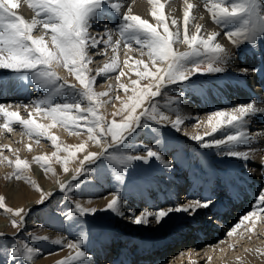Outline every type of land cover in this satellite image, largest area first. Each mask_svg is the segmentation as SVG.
<instances>
[{"label": "bare ground", "instance_id": "1", "mask_svg": "<svg viewBox=\"0 0 264 264\" xmlns=\"http://www.w3.org/2000/svg\"><path fill=\"white\" fill-rule=\"evenodd\" d=\"M112 2L120 4L121 11L118 12L115 8L110 6L107 0H105L104 5L101 8L96 9L93 13L92 18L95 19L96 23L92 24L89 29V32L92 35L103 34L105 29L107 28V30L111 31L114 40L119 39L121 41L120 46L116 48L115 52L113 51L112 45H109L107 47V50H105L104 45H101L98 50L89 48L87 51L88 56L90 57V61L86 64V67L90 70V73L94 71L95 75H92L91 77H95L98 81L103 80L106 75L108 76L107 82L102 84L106 89L105 92H103L102 90L93 89L92 87V90L96 93H107L106 99L102 101V98H104L105 95L99 96L97 99L100 101V103L94 106H97L98 109L103 112L104 117L107 120L111 121L112 119H116L117 121H119L120 117L114 114L119 111L126 112V109H124V104L131 103L130 98L133 96L132 91H130L133 87L132 81H138L139 87H143L144 85L150 83L148 79H141L137 75L138 71H143V65L136 66L135 60L143 59L144 62L148 64L150 69L154 68L150 58L147 55L149 50L146 47H143L142 45H137L135 39H130L127 33L123 37L120 36L119 26L123 24L122 14L126 13L130 8L132 15H138L141 18L148 20L150 23L155 24L156 19L152 15V12L153 10L159 11V4L162 3L164 4L163 11L166 18V22L169 24L170 30L175 31L176 26L171 24V20L176 19L178 22V26H180L181 28L183 27V14L186 4L185 0H157V3H153L152 0H112ZM228 2H235V0H225V3ZM187 3H191L194 5L193 9L190 12V25H195L197 23L203 25L202 32L206 34L211 33L212 31L221 33V35L217 37V42L221 43L226 48V50L230 52V59L227 64L214 65L224 67L226 70L223 73H212L205 75L196 74L195 76H192L190 78V81L188 82H177L176 84L172 85L165 84L161 87L160 91L167 89V91L180 93L181 90H183L184 93L182 94V96L188 95L191 97V91L188 85L191 81H195L196 83L202 82L208 87L213 86L217 78H229L230 81H232V77H240V75H238V73L241 71V69H239V65L244 62L243 68L248 69L249 74L245 75L246 78L242 79V81L238 82V84L230 82L229 86L227 85V87L223 86L221 88L220 86H218L222 89V92H220L217 96L219 97V99L214 97V92H212L208 87H205V89L208 88L206 91L207 95L201 94V99V95L198 94L199 92L193 93L197 96V98L196 101L191 100L190 102H200L201 107H205L206 109L207 107L209 108L211 106H206V99H208L212 103L217 102L223 104L228 103V100L231 102V100L234 98L239 100V98L243 99L247 96L249 97V93L247 90L248 87L246 86V84H244V82L246 81L250 84L252 83L250 82L252 80L257 79L259 81V79L264 78V38H258L255 47L248 43H242L239 47H237L236 45H233L231 42H229L223 35V33L225 30H228V28L234 30L235 27H239L240 19L242 18L237 19L233 23H230L228 25V28L225 29L222 24H218L212 19V14L209 11L211 0H187ZM256 7L258 13L264 16V0H256ZM14 11L17 12V15L23 16L28 21H31L34 18L38 20L44 18L42 14L40 16L36 15V9L31 8L29 6V0H19V6L17 9H14ZM192 16H195V20L191 19ZM158 30L161 31V33L163 34L162 25ZM32 34H35L34 37L44 35V30L42 26L38 25L33 30ZM50 37L51 33L49 30L48 34L45 35L44 38L45 41L48 43V46L52 48L54 46L51 44ZM128 44H131V48L128 47ZM142 47L144 51L143 56H141L139 51V49ZM173 48L174 50L184 51L187 49V46L177 42L173 45ZM129 57H131V59H129ZM113 59L116 60L119 67L113 69L112 71L101 73L100 69L104 68L106 64L111 63ZM252 59L254 60L253 64H251ZM126 60L128 61L127 66H125L124 63ZM248 66H252L254 69H258V71H252L253 68ZM55 70L57 71L58 76L61 78L60 80L56 81L57 86L61 83L62 80L63 82L67 81L69 84H73L72 81H74V85H76L77 88L82 87L79 84V81L76 79L75 74L70 73L67 68L62 66V61L59 65H56ZM121 71L125 73L123 76H120ZM0 73L2 74V78H11L12 83L15 82H13V80H16L15 83H17L16 85L13 84L15 87L10 89L11 92H9L8 89L4 86L0 87V91L3 92L2 96L0 97V101H6L0 102V104L4 105L5 109L9 112H17L21 119H33L37 124L44 125L47 133V135H37L35 132H31L24 125L17 122L15 118L8 120L3 116L2 113H0V137L3 139L8 138L9 134L14 135L11 134V131H14L17 132L16 136L14 135V138L17 143L19 142L18 144L15 143V146H11L12 149H15L11 151L14 154L7 153V149H4V145L3 149L0 147V165L2 166V169H5L6 166H9V169L6 172L8 176L6 183H10V185H15L13 186L14 190L16 186H18V184H22L25 187L29 183H37V185L40 184L43 193H51V196L49 197L51 201H55L56 197L59 196L57 194V190L61 189V185L66 186L72 181V179H74V177L76 178L74 180L78 181V186L82 185L83 183H86V186L84 188H76L74 190L69 189V191H67V194H64V200L60 202L61 206L58 211L56 210L57 206H55V203L52 207L49 204L50 207H44L43 209L35 208V206L39 203V195H36L32 198L24 199L21 204H17L13 199H11V202L14 203V209L24 210L25 223L22 227V231L17 233L20 227H14L12 221L14 219L18 220L19 217H12L14 215L13 212L8 214L6 218L0 219V232H6V234L13 236L16 235L14 239H11L13 242L12 247L15 246L14 241H16L19 244L18 248L20 250L18 256L6 264H57L58 261L63 260L70 254L75 255L74 249H69L66 246H63V244L61 243H56L57 241L65 243H77L82 241L79 250L85 252V257L73 261L72 264H91L94 263V261H99V258H102L104 256L108 257L109 255H111L112 257L110 262L108 261L109 264H143L138 263V261L141 259L150 260V264H152V261L155 259H160V261L162 262V260L166 256L165 254L168 251L177 249L180 246V243H177L174 247H172L170 244L164 245L167 242V239L164 238L156 240L155 243L152 242L153 235L160 230H156V228H160L162 225H165L169 218H165V221H162L160 224H157L152 217H149L148 225H138V227H142L146 229V231H142L138 227H134L132 230H126L124 228V230H122L121 225H119L120 229L113 230L110 228L115 227V224L117 223L121 224L120 222L124 219L123 216L129 215L130 210H133L140 204L145 205L144 212H155L160 208L175 207L180 205L177 202L173 205V203L175 202L174 199L175 197H177L176 193L177 191H180L182 189L181 187H185L186 185L188 186L189 183H183L184 179L182 178L181 173V175L178 177H176L177 174L175 176L173 174V177L169 175L172 173V171H180L178 170V167L185 159L186 155L190 154L189 152H192L193 149H196V151L198 152L205 151V149L200 147V142L195 141L191 138H179V140L177 138V148H174V152L166 156L165 152H163L165 144L164 142L166 139H163V137L160 136L161 130L157 132L151 128H137L136 131L133 132L123 144L116 145L114 148L112 147L111 150L108 149L105 155L100 156L94 162L84 161L83 167H81L80 161L83 160L84 155L88 152L100 153L101 151H103L101 145L105 142V139L110 142V137H102L100 139V142L97 143L96 141L89 139L87 132L78 133L75 130H71L69 127L54 122L51 117H49L44 111L38 112L35 109L37 104L41 100L50 99L51 104H55L60 103L62 101L74 102L77 97L79 99V102H83V104H81L82 107L86 106L88 108L93 105H89L87 99L83 98L82 96H78L76 94V90L70 89L69 95H67L68 93L66 94V92L68 88L60 89V94H53L50 88H44V91L42 93H40L37 97L32 98V93L29 94L30 86L23 82L24 75L22 73L16 74L13 73L11 70H0ZM117 77H119V79H117ZM121 85L126 86L129 92H125L124 88L121 87ZM257 86L260 89L262 88L259 85ZM35 89H37V87L34 88V90ZM119 90H122V95L117 96L118 93L113 94L115 92H119ZM225 90L226 92H228V95H225L223 97V92ZM75 95L77 96L74 99ZM113 95H115V100L113 99ZM172 97H174V93L168 94L167 101ZM149 98L145 100L144 107H149L147 104ZM255 99L254 100L256 101V104L254 105V107L264 109V92L262 90H259L257 92V98ZM186 100L189 101V99ZM152 102L153 101L151 99L150 104ZM47 106V104H40L41 109ZM21 109L24 112H21ZM156 109L157 112L169 116L172 120L176 119V113L173 109L164 107ZM141 110L142 109L138 108L137 113ZM24 115L27 116L23 118ZM257 115L260 114L257 113L252 116L256 117ZM207 119L208 118L201 119L199 122L207 130L210 129L212 131V125H209L207 123ZM9 123H11V125H8ZM5 124H7L8 127H5ZM164 128L167 131H170L171 133L174 131V129L171 127ZM234 132L235 129H218L216 133H211V135H209L208 137H204V140L208 141L213 136L217 139H223L226 138L228 134H233ZM50 136L57 137L56 141L58 142V144L57 142L55 143L56 145H59L58 149L60 151L58 158L61 157L62 159L70 155L69 152L64 151L65 148H69L72 151H75L77 145L81 143L85 144V149L83 151L77 152L74 158L69 159L67 172L64 171V166H61L62 164L59 161H56L55 159L47 169H44L46 162L42 159L34 158V155L37 153V150L40 151V148L44 150L43 153L45 152L47 155L50 153V151L46 148V145H49L46 143V140ZM49 140L51 141L50 138ZM157 141H159L158 144ZM5 146H8V144H6ZM149 147L153 151H157L162 156V161H158L155 158H152L148 164H145L142 161H133L131 163L132 175H124L129 176L130 178H132L133 181H129V184L126 185L128 186V188L125 187L121 180L117 179L118 176L124 174L123 172L120 173L116 171V168L121 170V166L118 165L115 161L111 160L109 157L113 154L122 155L126 153L132 155H146V149ZM219 150H214L212 152V156L217 155L215 153L216 151L219 152ZM54 156H57V154H55ZM51 157L52 156L49 155V158ZM25 158L30 159V163L28 161L25 162ZM174 158H176V160ZM17 159L27 164L25 171L21 172L20 169H17L15 164V161ZM8 160L11 163H8ZM206 160L204 159V161ZM86 162H88V165L85 166ZM169 162L171 164L170 169L165 167V165ZM256 163L257 162H255L254 160H250L248 164L254 165ZM187 165L188 164L184 166L187 168ZM259 167H261V164ZM189 168L192 169V167ZM77 169H80L79 173L84 171L87 174V177H79L81 173L78 174ZM134 170H138L141 172L142 178L139 181L135 180L134 178ZM254 170H252L253 174ZM8 172H10V174ZM18 172L21 173L18 174ZM114 172H116L117 174H115ZM257 172L258 173L256 174L260 175L262 170L258 168ZM188 173H190V171ZM220 177L222 178L223 175L220 174ZM228 179L231 180V177H228ZM123 181L125 180L123 179ZM165 182H169L168 185H170L171 187L174 186L173 183L175 182H177V185L174 190H171L169 186L165 187ZM222 184L224 185V183ZM130 187H134L135 189H137V192L135 191L131 193L129 191ZM222 187L224 188L225 185ZM117 191H119L121 194L120 211L124 213L123 216L114 213L112 210H104L106 209L107 203L113 198V195ZM253 191L254 190L252 187H249L245 184H239L238 190L234 191L236 195H234V193H231L232 195H234V198L231 199V201H227V203L225 204L227 210H230V206H236L235 202L233 201L236 198V202H239L241 205L246 206V204L249 203V200L252 197L251 194L253 193ZM186 193L187 190L186 192H183L184 197L186 196ZM189 193L190 192L187 193L188 196ZM222 196L225 197L224 194H222ZM66 197L69 198V201L65 200ZM47 198L48 197H45L44 199ZM223 199L225 200V198ZM77 203L85 208H96L99 210H97L94 214L89 213L87 215L82 216L75 208V205ZM162 203L164 206H161ZM209 209L210 208H208V210H198L197 214L195 215V220L203 219V214L199 215V212L201 210L204 211V214L205 212H211L213 214L214 210ZM28 211H30L29 214H27ZM102 211L107 212L105 216H110L104 220V223L100 222V219L103 217L98 218V220L96 219V216L98 214L102 215ZM170 216L171 218L175 217L177 216V213L170 214ZM89 218H92L94 221H92L91 219L89 220ZM205 222L200 221L199 223L195 224L193 222L191 226H193L194 224V226L197 225V227L200 226L203 229H209V224L207 225L205 224ZM191 226L190 223L186 224V227ZM30 228H32V230H30ZM148 229L154 230L151 233L147 231ZM178 233L180 235L176 238H180L181 243L191 242L190 245L196 247H198L199 244L205 243L208 239H211L213 236V234H210V229L206 233L208 236L206 235L207 237L205 238L202 236V233H200L199 235L195 233L188 234L187 231L183 230H179ZM188 236L189 238H191V241L187 238ZM254 236L255 235H251V237ZM45 237H47V239H44ZM133 237L136 239H134ZM245 237L247 236L240 234L234 240L235 245L241 244L242 242L246 241ZM28 238L33 239H31V241ZM113 238L114 242L112 240ZM174 240L175 238L169 241ZM196 241H199V244L196 243ZM225 241H221V244L218 247L215 246L216 249H213L211 248V246H208L207 249L204 250V252L206 251L207 256L210 253V255L208 256L210 257L209 259L212 260V258L214 256L216 257V255L218 254L222 256L223 251L228 249L227 246H224L226 244L224 243ZM115 243L117 247L113 249ZM230 243L232 242H229V245ZM154 244L157 246V248H153ZM25 245L34 250L31 259H29L26 254V250L24 247ZM231 246L232 245H230V247ZM260 247L261 248L258 249H248L247 251L245 250L241 255L236 256L227 262L219 261V264L220 262L222 264H264V246ZM109 250L110 254H108ZM113 250H115L116 254L113 253ZM231 250L232 249H230V251ZM46 252H49V254L43 256V254ZM21 255L22 257H20ZM187 255H189V261L192 262L193 260L190 256L191 254L188 253ZM182 256L183 254L181 255V257ZM179 257L180 256H178V258ZM3 260L4 259L1 258L0 254V264H3L1 263L3 262ZM179 262H181L180 259ZM170 264H174L173 261H171Z\"/></svg>", "mask_w": 264, "mask_h": 264}, {"label": "snow or ice", "instance_id": "2", "mask_svg": "<svg viewBox=\"0 0 264 264\" xmlns=\"http://www.w3.org/2000/svg\"><path fill=\"white\" fill-rule=\"evenodd\" d=\"M107 2L118 12L121 11L120 4L114 3L112 0H107ZM152 2L157 3V0H152ZM104 3L105 0H29V6L36 9V15L42 14L44 18L40 20L34 18L28 21L14 11L19 6V0H0V70H11L16 74L31 73L41 87L50 88L53 94H59L60 89L64 88L76 90L78 96L87 99L89 105L93 106L81 110L79 102L51 104L49 99L41 100L35 110L44 111L54 122L69 127L78 133L86 131L89 139L97 143L102 137H110V142L105 139L101 145L103 151L100 153L88 152L84 155L83 160L80 161L81 167H83L84 161L94 162L100 156L105 155L109 148L123 144L137 128H151L158 132L160 128L171 127L179 131L183 123L179 116L172 120L169 116L157 112L154 103L150 104L149 107H144V101L149 97H159L161 95L160 89L165 84L188 82L196 74L223 73L226 70L224 67L214 65L227 64L230 59V52L217 42V37L221 33L212 31L206 34L202 32L203 25L198 23L190 25V12L194 5L187 3V0H185L183 27L178 26L176 19L171 20V24L176 26L175 31L170 30L169 24L166 22L163 11L164 4H159V11L153 10L152 12L156 19L155 24L138 15H132L129 8L126 13L122 14L123 24L119 26L120 36L123 37L127 33L130 39H135L137 45L146 47L149 50L147 55L154 68L150 69L143 59L135 60L136 66L143 65V71H138L137 75L141 79H148L150 83L139 87L138 81H132L133 96L130 98L131 103L124 104L126 112L119 111L114 114L120 117L119 121L116 119L109 121L103 115H98L97 108L94 106L100 103L97 98L107 93L94 92L92 85L96 78L85 75L88 72L86 64L90 61L87 51L89 48L98 50L101 45H104L105 50H107V47L112 45L115 52L121 43L119 39H113L111 31L107 28L103 34L92 35L89 32L92 24L96 23L95 19L92 18L93 13L96 9L101 8ZM209 11L212 14V19L216 23L222 24L225 29L230 23L242 18L239 27H235L234 30L228 28L223 33L226 39L237 47L242 43H248L255 47L257 39L264 38V16L258 13L256 0H235V2L228 3H225V0H211ZM191 19L195 20V16H192ZM38 25L42 26L44 35L34 37L32 32ZM161 25L163 26V34L158 30ZM49 30L51 44L54 46L52 48L48 46L44 38ZM177 42L186 45L187 49L184 51L174 50L173 45ZM128 47L131 48V44H128ZM143 47L139 49L141 56L144 55ZM61 61L63 67L75 74L82 87L77 88L76 85L69 84L67 81L56 85V81L61 78L58 76L55 67ZM124 63L125 66L128 65L127 60ZM117 67L119 65L113 59L111 63L100 69V72L106 73ZM252 71H258V69ZM124 74L123 71L120 72V76ZM248 74V69H243L238 73L242 76ZM121 87L124 88L125 92L128 91L126 86L121 85ZM40 104H47L48 106L41 109ZM255 104L256 101L253 100L228 111L219 110L211 113L207 123L212 125V133H216L218 129H235V132L228 134L226 138L217 139L213 136L210 140L205 141L202 136L197 135L191 139L200 142V147L203 149H220L222 146H235L252 140L253 137L245 130L248 125V118L257 113H264V109L254 107ZM138 108L142 110L137 113ZM76 110H81L78 115L73 114ZM0 113L8 120L15 118L17 122L37 135H47L44 125L37 124L33 119H21L17 112L7 111L2 104H0ZM5 127L8 125L5 124ZM209 135L211 134L205 133V136ZM49 138L55 144L57 137L51 136ZM158 143L159 141H157ZM56 146L59 147V145ZM84 149L85 144L83 143L77 145L75 151L69 148L64 149L70 153L68 157L63 158L65 172L68 171L69 159L74 158L77 152ZM219 154L229 158L249 159L245 152L237 151L234 147H229L228 150L221 151ZM109 158L120 166H126L124 174L117 177L121 182H123L126 174V168L133 161H142L148 164L152 158L158 161L163 159L157 151H153L150 147L146 149V155L113 154ZM40 159L47 161V157ZM15 164L17 169H21L22 166L27 167V164L19 159L15 161ZM165 167L170 169V162ZM79 171L80 169H77L78 174ZM74 179L76 178L74 177ZM67 187H71V185ZM61 190H66V186L61 185ZM120 195V192L117 191L104 210H112L114 213L123 216L124 213L120 211ZM43 196L50 197L51 193H43ZM43 202L42 198L41 203ZM210 206L214 207L215 201L211 198H205L203 202L197 199L175 207L160 208L155 212H142L139 215L135 214V210H130L129 214L134 217L131 222L146 226L149 224V217L160 224L165 221V218L170 219V214L184 213L194 216L198 210L208 209ZM254 207L264 210V190L260 191ZM0 208H4L3 198H0ZM75 208L82 216L89 213L94 214L99 210L85 208L78 203ZM6 210L12 211V209ZM14 215L19 219L12 221L13 226L22 228L25 223L24 210L17 209ZM250 215L252 213L244 216L241 223L247 221ZM239 227L240 224H237L231 231L235 232ZM56 243H61L63 246L75 250V255L70 254L58 261L57 264H72L73 261L85 257V252L79 250L82 241L77 243L57 241ZM24 247L28 258L31 259L34 250L26 245ZM18 251H13L12 256H16Z\"/></svg>", "mask_w": 264, "mask_h": 264}, {"label": "rangeland", "instance_id": "3", "mask_svg": "<svg viewBox=\"0 0 264 264\" xmlns=\"http://www.w3.org/2000/svg\"><path fill=\"white\" fill-rule=\"evenodd\" d=\"M32 35L34 36L35 34H32ZM251 61H252L251 64H253L254 60L252 59ZM243 66H244V62H242L239 65V69L243 70L244 69ZM252 66H248V67H252ZM22 74L24 75L23 82L30 86L29 94L32 93V96H33L32 98L37 97L40 93H42L44 91V87H41V85L37 81L34 80V77L31 73H22ZM1 75L2 74L0 73V77H1ZM85 75L91 78V76L95 75V73H94V71H92V73H90V70L88 69V72H86ZM107 77L108 76L106 75L105 78H103V80H101V81L95 80V82L92 85L93 89L102 90L103 92H105L106 89L104 88V86L102 84L107 82V79H108ZM244 78H246L245 75L244 76L240 75V77H234V78L232 77V79H233L232 81H230L229 78H224V79L223 78H221V79L217 78V80H215V82H214L215 84L212 82L214 85L211 87H208L207 85H205L202 82L196 83L195 81H191L188 84L190 91H191V97L188 95L182 96V94L184 93L183 90H181V92L179 91L181 93L180 94V93H176L173 91H167V89H165V90L161 91V95L159 97L149 98V100L147 101L148 106H150V100L152 99V101H153L152 103L156 102V103H154L156 108H162V107L171 108L175 111L176 117L179 116L183 120V123L180 126L179 131L174 129V131L171 133L170 131H167L164 127L159 129V131L161 130L160 136L163 137V139H166L164 142L165 144H164V151H163V152H165V155L167 156V155H170L172 152H174V148H177V146H178L177 142H178L179 138H181V139L188 138L189 139V138H191L193 136H197V135L202 136L203 138L208 137V136H205V133L211 134L212 131L210 129L207 130L203 125H201V123L199 122L201 119L208 118L211 115V113L214 111H219V110L228 111L234 107H238L241 104L249 103V101H252L257 97V92L260 90V88H258L257 85H259L263 89H264V85H260V84H262V82H260V84H259V81H257L256 79L250 81V82H252L250 84L245 81L244 84H246V86L248 87L247 90L249 93V97L248 96L245 97L246 99L245 98H243V99L239 98V100L234 98L231 100V102L228 100V103H223V104L217 103V102L212 103L208 99H206L207 100L206 106L211 105L210 106L211 108L207 107L206 109H205V107H201L200 102H197V103L195 102L197 96L193 93L199 92L198 94H200V95L201 94L207 95L206 91L209 88L212 92H214V97L219 99V97H217V96L220 92H222L221 88L223 86H226V87H227V85L229 86L230 82L238 84V82H241L242 79H244ZM246 80H248V79H246ZM259 80H261V79H259ZM13 82H14V80H13ZM62 82L63 81L61 80V83ZM72 82H73V84H75L74 81H72ZM218 82H220V83H218ZM13 84L16 85V83L15 82L12 83V79H10L9 84H7V85H9L11 88H13V87H15ZM218 86H220L221 88ZM36 87H37V89L34 90V88H36ZM205 87H208V88L205 89ZM251 90H254V91H251ZM229 91H232V90H229ZM69 92H70V89H67L66 94L68 93L67 95H69ZM60 93H61V91H60ZM172 93H174V97H172L171 99H168V101H167V95L172 94ZM113 94H117V96H120V95H122V90H119V92H115ZM250 94H251V96H250ZM202 95H201V99H202ZM225 95H228V92H226V90L223 92V97ZM74 97L76 98V95ZM106 97H107V95H105L104 98H102V101H104L106 99ZM187 97H190V98H187ZM113 99L115 100V95H113ZM186 99H189V101H187ZM78 100L79 99L77 97V99L74 102H79ZM191 100H195V101L190 102ZM60 103H66V101H62ZM67 103H73V102H67ZM79 103L83 104V102H79ZM144 103H145V101H144ZM202 104H203V100H202ZM95 107L97 108L98 115L104 116L103 112L101 110H99L97 106H95ZM86 109H87L86 106H84V107L81 106V110H86ZM21 112H24V111L21 109ZM79 112H80V110H76L73 114L78 115ZM258 114H260V115H257L256 117L251 116V118H248V125L245 128V130L249 133V135L253 137L252 140H250L248 142H242V143L235 145V146H222L220 148V150L219 149H211V150L205 149V151H207V152H205V151L204 152L203 151L198 152V151H196V149H193L192 152H189L190 154L186 155L185 159L182 161V163L178 167V170H180L181 172L180 171L179 172L178 171H172V173L169 175V176H172L174 174V176H175L177 174L176 177H178L182 174L181 176L184 179L183 183H186V182L189 183L188 186L187 185L185 187L183 186V187H181L182 189L180 191H177V193H176L177 197H175V199H174L175 202L173 203V205L176 202L179 203L180 205H183L185 203H189V202L197 200V199H199L203 202V200L205 198H211L215 202L217 200L218 201H217V206H215V208L214 207L211 208V206L209 207L210 209L214 210L213 214L211 212H205V214H204L203 213L204 211H202L204 209H202L199 212V215L203 214L202 220H195V215L190 216V215H187L184 213H177V216L170 218L165 223V225H162L160 228H156V230L157 229H160V230L156 234L153 235V239H152L153 243H155L156 240L164 238V239H167V242L164 245L170 244L172 247H174V246H176L177 243H180V246L177 249H174L172 251H168L165 254L166 256L162 260V262L160 261V259H155L152 261V264H158V263L170 264L171 261H173L174 264H219V261L227 262V261L233 259L234 257L241 255L245 250L247 251L248 249H250V250L251 249H258V248H261L260 246H264V210H261L260 208L254 207V204H256L255 202L257 200V197H258L260 191L264 190V173H263L264 172V113H258ZM26 116L27 115H24L23 118H25ZM8 125H11V123H9ZM81 132L85 133L86 131H81ZM11 134H14L16 136L17 132L11 131ZM14 135L9 134V137L5 138V139L0 137V147L3 149V145H4V149H7L6 152L10 153V154H14L11 151L15 150V149H12L11 146L13 147V146H15V143H17L15 138H14ZM69 138H70V136H69ZM177 138H178V140H176ZM169 139H171V140H169ZM46 143L49 144V145H46V148L50 151V153L47 155L45 152L43 153L44 150H42V148H40L39 149L40 151L37 150V153L34 155L35 156L34 158L40 159L41 157H47V160H48V161H46L47 166L45 165L44 169H47L53 163L54 159L56 161H59L62 164L61 166H64L63 159L61 157L58 158L60 151H59L58 147L56 146V143L53 144V142L50 141L49 138H47ZM6 144H8V146H5ZM57 144H58V142H57ZM115 146H113V148ZM229 147H234L235 150H237V151L245 152L249 157V162H250V160L251 161L254 160L257 163L254 165H250V164H248L249 163L248 160H243V159H238V158H229L227 156H223V155L219 154L221 152V149H222V151H226V150H228ZM109 149L111 150V148H109ZM214 150H219V152L216 151L215 154H217V155L212 156V152ZM52 154H57V156H54ZM49 155H51L52 157L49 158ZM202 158H203V160H202ZM174 159L176 160V158H174ZM204 159L205 160L207 159V160L204 161ZM24 161L29 162L30 159L25 158ZM7 162L11 163L9 160ZM88 162L85 163V166L88 165ZM183 164L184 165L188 164L187 165L188 167L186 168ZM260 164H261V167H259ZM131 165L129 167H127V169H126V174H128V175H130V174L132 175V166ZM103 166H104V163H103ZM125 167L126 166H121V170L116 168V171L120 172V173H122V172L124 173ZM150 167H154V166H150ZM189 167H192V169ZM258 168L260 170H262L260 175L256 174V173H258L257 172ZM8 169H9V166H6L5 169H2V166L0 165V198H3V203H4V208H0V219L6 218L8 216V214H10L12 212H13V214L15 213L16 209L13 208L14 203L11 202V199H13L17 204H21V202L24 199L32 198L36 195H39L40 196L39 203L35 206V208L43 209L44 207H50V205L52 207L55 203L56 204L55 206H57L56 210L58 211L60 206H61L60 202H62L64 200L63 198L65 197V195L67 194V191H69V189L70 190H72V189L74 190L76 188L80 189V188H84L86 186V183H83L82 185L78 186V181L72 179L73 182L71 181L69 184L66 185V189H68V190L62 191L61 189H58L57 194L59 196L56 197L55 201H51L49 197L47 199H44L45 196H43L42 187L40 186V184L37 185V183H34V184L29 183V184H27L26 187L22 184H18V186H16V188L14 190L13 186H15V185H10V183H6V180L8 177L6 172ZM248 169H250V170H248ZM20 170H21V172H23L26 170V167L22 166ZM252 170H254V174H253ZM187 171L188 172L190 171V173H188ZM21 172H18V174ZM174 172H176V173H174ZM8 173L10 174V172H8ZM80 173H81V175L79 177H81V176H82V178L87 177V174L84 171L80 172ZM114 173L117 174L116 172H114ZM220 174L223 175V177H224V178L222 177L223 179L220 177ZM133 175H134L135 180H137V181H139L142 178L141 172L138 170H134ZM228 177H231V180H229ZM124 180L125 181H123L122 183L127 188H128V186H126V185L129 184V181H133L132 178H130L129 176H124ZM168 183L169 182H165V184H164L165 187L169 186V188L171 190H174L176 185H177V182L173 183L174 186H172V187L170 185H168ZM222 183H224V185H225L224 188L222 187V186H224ZM216 184H218V185H216ZM239 184H245V185L253 188L254 191L251 194L252 197L249 200V203H247L246 206H243L240 203L236 204V206H230L231 208L228 212H226L225 214H218L216 212V209L218 211L220 209V207L224 206L227 203V201H231V194L229 192V189L237 191ZM68 185H71V187H67ZM207 186H208L209 191H208V195H205L203 193V189H204V187H207ZM217 186H219V187H217ZM193 188H194V191H193V193H191L190 190H193ZM186 190H187V193L190 192L189 193L190 195L188 196V194L186 193V196L184 197L183 192H186ZM129 191L131 193H133L135 191L137 192V189H135L134 187H130ZM222 194H224L225 197H223ZM41 196L44 200L43 203H41V199H42ZM223 198H225V200ZM65 200L69 201V198L66 197ZM144 206H145L144 204H140L138 207L134 208L133 210H135V214L139 215L140 213L144 212L145 211ZM161 206H164L163 203ZM6 209H12V211H7ZM29 213H30V211L27 212V214H29ZM101 213H102V215L98 214L96 216V219L98 220V218L103 217L100 219V222L104 223V220L110 216H105L107 214V212L102 211ZM249 213H252V215L249 216V219L247 221H243V223H241L242 218L244 216L248 215ZM12 217H16V216L13 215ZM123 218H124L123 221L120 222L121 224L117 223V224H115L116 225L115 227H111L110 229H113V230L120 229L119 225H121L122 230H124V229L132 230L134 227H138V225L131 222L132 219H134V217L130 216V214L124 215ZM90 219L92 221H94L92 218H89V220ZM200 221L201 222L206 221L205 224H207V225L209 224L211 226V228L213 229V231L210 230V234H213L211 239H208L205 243H202V244H199V241H196V243L199 244L198 247H196V246H191L190 245L191 242L181 243L180 238L179 239L176 238L177 236L180 235L178 233L179 230L187 231L188 234H193V233L198 234L197 232L199 230L198 229L199 226L198 227H197V225L194 226V224L199 223ZM193 222H194V224H193V226H191ZM187 223H190L191 227H186ZM237 224H240V227L237 228V230L235 232H232L231 230ZM129 225H131V226H129ZM198 225H200V224H198ZM138 228L141 229L142 231H146V229H144L142 227H138ZM187 228H189V229H187ZM30 230H32V228H30ZM153 230L154 229H148L147 231L152 233ZM20 231H22L21 227L19 228L17 233H19ZM229 233H231V234H229ZM240 234L247 236V237H245L246 241L242 242L241 244L235 245L234 240ZM251 235H255V236L251 237ZM15 237H16V235L13 236V235L6 234V232H0V254H1V258L4 259L3 262H1L3 264L10 262L12 259L17 257L18 254L20 253V250L18 248L19 244L16 241H14L15 246L12 247L13 242L11 239L12 238L14 239ZM159 237H161V238H159ZM173 238H175L174 241H169V240H172ZM28 239H30V238H28ZM31 239H33V238H31ZM134 239H136V238H134ZM112 240L114 242V238ZM216 241H217V243H216ZM221 241L222 242L225 241L224 243H226V244L224 246H227L228 249L223 251L222 256L220 254H218V255H216V257L214 256L212 258V260L209 259L210 257H208V256L210 255V253L207 256L206 251L204 252V250H206L208 246H211V248L216 249L215 246L218 247L221 244ZM229 242H232V243L234 242L233 244L230 243V245H232L231 247L229 245ZM203 246H205V247H203ZM116 247L117 246L115 243L113 249H115ZM153 248H157V246L154 244ZM15 249L19 250V251H18L16 256H12V252L15 251ZM230 249H232V250L230 251ZM108 252H109L108 254H110V250ZM113 253L116 254L115 250H113ZM188 253L191 254L190 256L193 260L192 262L189 261V255H187ZM46 254H49V252L44 253L43 256ZM182 254H183V256L181 257ZM178 256H180V257L178 258ZM20 257H22V255ZM111 258H112L111 255H109L108 257L104 256L102 258H99V261H94V263H91V264H109ZM216 258H217V260H216ZM179 259L181 262H179ZM26 261H28V260H26ZM138 263L150 264L151 261L141 259L138 261ZM26 264H29V263H26ZM220 264H222V263L220 262Z\"/></svg>", "mask_w": 264, "mask_h": 264}]
</instances>
